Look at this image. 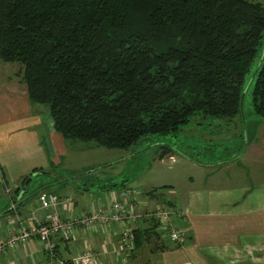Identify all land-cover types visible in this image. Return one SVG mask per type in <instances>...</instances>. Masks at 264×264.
Wrapping results in <instances>:
<instances>
[{
    "label": "trees",
    "instance_id": "16d2710c",
    "mask_svg": "<svg viewBox=\"0 0 264 264\" xmlns=\"http://www.w3.org/2000/svg\"><path fill=\"white\" fill-rule=\"evenodd\" d=\"M263 41L258 0H0V59L22 65L30 101L65 139L110 150L235 117L250 74L264 119Z\"/></svg>",
    "mask_w": 264,
    "mask_h": 264
},
{
    "label": "crops",
    "instance_id": "0c3cea01",
    "mask_svg": "<svg viewBox=\"0 0 264 264\" xmlns=\"http://www.w3.org/2000/svg\"><path fill=\"white\" fill-rule=\"evenodd\" d=\"M9 64L0 59V242L20 230L19 221L34 225L52 212L41 208V192L58 195L62 203L57 212L64 219H76L93 213L109 216L114 200L126 190L138 189L142 194L136 202V230L153 228L157 220L149 214L155 207L178 205L184 214L176 222L182 233L180 242L163 240L154 229L157 238L144 236L142 246L137 250L136 245L133 253L124 255V262L115 252L125 224H103L88 231L76 226L73 237L54 238L57 256L70 260L90 248L98 254V264H264V197L257 190L251 193L232 185H228L232 190L223 189L226 182L211 180L214 173L204 178V167L194 166L196 176L182 184L180 172L168 184L162 183L158 173L157 181L149 180L142 187L132 171L120 183L98 184L96 189L88 178L66 179L64 175L78 173L76 156L71 163L67 159L75 148L77 155L83 152L82 144H74L56 131L49 108L30 101L23 70L9 75L5 69ZM154 154L153 162L161 164L160 147L154 148ZM41 172L48 175L46 182H35L33 176ZM31 179L37 193L34 198L29 190L22 191ZM166 196L173 198L167 200ZM51 263L44 244L36 239L0 253V264Z\"/></svg>",
    "mask_w": 264,
    "mask_h": 264
},
{
    "label": "rangeland",
    "instance_id": "374dc122",
    "mask_svg": "<svg viewBox=\"0 0 264 264\" xmlns=\"http://www.w3.org/2000/svg\"><path fill=\"white\" fill-rule=\"evenodd\" d=\"M258 1L264 3L263 0ZM262 61H264V44L259 49L256 64L262 63ZM5 69L7 74L13 75V73L22 71L23 67L19 64L10 63ZM251 77L250 74L246 81L241 111L235 117L216 119L200 113L195 115L187 126L182 127L177 136H151L129 150H110L94 143L76 142L74 144H82L80 146L83 148V152L77 155L76 149L78 148H73V155L71 154V157L69 155L67 163L73 162L76 156L77 162L75 163L79 165L78 173L80 174L69 173L68 176L64 175V177L66 179L88 178L94 182L92 184L95 185L96 189L98 184L120 183L130 174V171L134 172L133 176L138 179L137 184H140L141 187L143 183L147 184L149 180L157 181L158 173L162 176V183L168 184L171 182L168 179L173 176L177 178L180 172L182 184L187 181V178L196 176L197 173L194 174L192 170H197L194 166L199 165L207 169L205 179L210 173H214L216 176L211 180L222 179L221 184L226 182L222 186L223 189H231L232 187L228 185H232L236 188H245L251 193L257 190L264 197V119L258 115L254 107L253 84L250 85ZM158 147L161 150L162 165L153 162L155 158L154 148L158 149ZM60 174L62 175V173ZM47 176L46 173L42 174L41 172V174L34 175L33 180L46 182ZM132 179L131 177L130 180ZM50 181H52L51 175ZM31 184L32 179L27 183L26 191L29 190L27 193L31 192L30 198H34L37 194L36 188ZM135 190L139 192V198L142 192L138 189ZM169 190L162 192L165 194ZM158 193L161 192L158 191ZM175 194L176 191L173 196ZM173 196H166L165 199L170 197L172 200ZM130 200L133 202L131 197ZM172 206L182 210L178 205L170 204L166 207ZM262 207L264 208V203ZM156 225V232L161 233L160 237L163 240H167V238L164 239L167 236L166 233L158 231V222ZM154 236L157 238L156 234Z\"/></svg>",
    "mask_w": 264,
    "mask_h": 264
},
{
    "label": "built area",
    "instance_id": "2783aa9c",
    "mask_svg": "<svg viewBox=\"0 0 264 264\" xmlns=\"http://www.w3.org/2000/svg\"><path fill=\"white\" fill-rule=\"evenodd\" d=\"M138 193L136 190L131 193L128 190L123 192L120 199L114 200L109 216H98L93 213L89 216H81L76 219H64L60 216L57 210L62 200L58 195L54 193H42L39 195L41 208L52 212L47 214L43 221L37 222L34 225H24L22 221H19L20 230L0 242V253H5L7 250H15L20 246H27L36 239L44 244L52 260L51 264H98L100 260L99 256L90 248L81 251L76 257L70 260L60 259L55 251L54 238L56 236L73 237L77 230L76 226L88 231L92 228L101 227L103 224L108 227L125 224L126 227L122 231L121 239L115 253L126 262L127 258L125 256L128 257L131 252L133 253L136 250L134 236L136 226L134 221L139 216L136 210ZM130 197L133 202H131ZM149 215L151 218L156 217L158 231L166 233L167 240L173 243L181 241L182 233L176 223L178 222V218L184 215L180 209L174 206H157Z\"/></svg>",
    "mask_w": 264,
    "mask_h": 264
},
{
    "label": "water",
    "instance_id": "95a60500",
    "mask_svg": "<svg viewBox=\"0 0 264 264\" xmlns=\"http://www.w3.org/2000/svg\"><path fill=\"white\" fill-rule=\"evenodd\" d=\"M27 183H29V180L26 182V184H25V187H24V189H23V191L25 192L26 191V185H27Z\"/></svg>",
    "mask_w": 264,
    "mask_h": 264
}]
</instances>
